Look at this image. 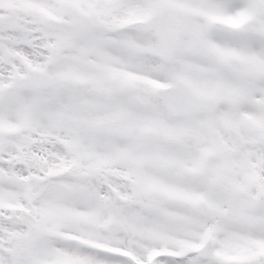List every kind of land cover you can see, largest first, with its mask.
<instances>
[{
    "label": "snow or ice",
    "instance_id": "obj_1",
    "mask_svg": "<svg viewBox=\"0 0 264 264\" xmlns=\"http://www.w3.org/2000/svg\"><path fill=\"white\" fill-rule=\"evenodd\" d=\"M0 264H264V0H0Z\"/></svg>",
    "mask_w": 264,
    "mask_h": 264
}]
</instances>
